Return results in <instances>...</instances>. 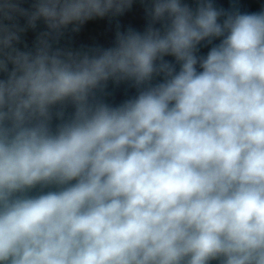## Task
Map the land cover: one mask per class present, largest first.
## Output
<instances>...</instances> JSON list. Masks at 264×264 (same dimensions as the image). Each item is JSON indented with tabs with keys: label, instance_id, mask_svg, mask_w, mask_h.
<instances>
[{
	"label": "clouds",
	"instance_id": "clouds-1",
	"mask_svg": "<svg viewBox=\"0 0 264 264\" xmlns=\"http://www.w3.org/2000/svg\"><path fill=\"white\" fill-rule=\"evenodd\" d=\"M132 2L0 0V71L14 66L0 80V264H264V12L153 0L163 32L52 50L62 29ZM14 14L46 23L34 54L13 47ZM109 80L146 87L112 107L96 98Z\"/></svg>",
	"mask_w": 264,
	"mask_h": 264
},
{
	"label": "water",
	"instance_id": "water-1",
	"mask_svg": "<svg viewBox=\"0 0 264 264\" xmlns=\"http://www.w3.org/2000/svg\"><path fill=\"white\" fill-rule=\"evenodd\" d=\"M20 7L25 10L31 11L35 0H18ZM153 0H133L130 8L126 9L122 14L119 15H106L105 17H96L86 21L80 25L79 31H73V25L67 26L62 29L61 33L56 38H49L52 44V50L57 49L62 51H71L73 53H89L95 49H108L114 47L117 40V33L126 34L129 29L143 34L146 29L151 25L154 28L160 29L163 32L164 22H152L149 15V9L152 6ZM183 4H187L193 11L198 7V0H181ZM214 7L218 10H223L229 13H240V14H253L264 12V0H213ZM224 17L220 18L222 22ZM4 24L12 25L15 24L18 28L23 29L18 33L19 40L13 41V47L21 52L35 53L38 39L43 33L49 31L46 23L43 19L37 20L35 27L28 25L27 17L14 14V19L3 20ZM220 38H213L211 42L202 41L198 45V51L196 55L198 57H206L210 49L218 45L221 41ZM164 60L174 66L175 71L179 72L180 63L176 61L174 56L167 55ZM13 64L8 63V72L0 71V80H6L8 74L13 69ZM197 70L200 71L199 64H197ZM164 75L159 74L153 75L151 85L155 86L159 83L164 82ZM146 85L136 86L133 81H121L119 83L109 80L101 88L96 90V98L112 107H117L129 99L135 98L139 91L143 90ZM63 111V119L67 120L74 113V107L71 104H67L61 108L56 106L53 108V119L51 127L55 131L58 124L62 122L61 118L55 115L58 111ZM72 184L75 181L71 182ZM60 190L56 186H49L41 188L37 186L32 189L28 195L36 196L48 191ZM209 264H219L218 260H212Z\"/></svg>",
	"mask_w": 264,
	"mask_h": 264
}]
</instances>
